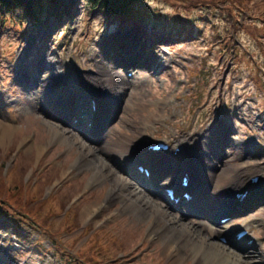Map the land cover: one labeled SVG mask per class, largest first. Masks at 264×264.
Masks as SVG:
<instances>
[{"label": "rangeland", "instance_id": "1", "mask_svg": "<svg viewBox=\"0 0 264 264\" xmlns=\"http://www.w3.org/2000/svg\"><path fill=\"white\" fill-rule=\"evenodd\" d=\"M76 1L74 16L67 26L66 23L54 20L46 26L31 25L25 32L16 33L18 26L14 24V27L5 25L3 31H0V64L3 66L0 72V95L4 94L8 100L14 99L8 106L0 105V118L16 125V132L10 137L3 141L0 136V202L8 205L7 209L0 210V242L9 237V244L4 243V246L13 245L16 243L15 238H19L18 244L22 246L20 252L13 250L11 253L14 257L17 252L15 264H25L28 259L30 264H70L75 259L81 263L83 258L87 264H178L165 252L163 242L147 238L145 232L152 219L141 222L135 213H118L121 201L108 209L103 208L95 219L89 222L83 220L85 207L93 203L103 204L110 192L111 183L108 181L90 185L93 169L86 171L72 166L80 145H72L73 138L70 141L58 136L56 129L44 121L48 118L47 113L33 100V91L38 90V85L35 86L32 79L28 86L20 84L15 72L27 64L36 70L40 58L38 52L47 50L49 57L61 66L60 70L72 69V74L65 75L80 84L81 75L90 77L97 72L92 58L97 49L101 50L98 47L100 36L106 31L115 33L121 28V23H126L123 32L130 31L135 23L142 27V35L148 37L147 43H156L154 47L165 61V70L155 73L153 81L146 80L147 85L133 89L127 86L119 107L120 113L112 120V124L117 127L116 131L130 136H137L138 131H141L149 142L165 139L171 141L173 147L182 146L181 141L191 138L197 142L198 148L202 142L196 138L200 133L209 136L214 116L222 109L231 111L237 105L238 97L228 87L232 83L233 92H240L247 102L242 107L241 104L237 106L243 108L239 111L244 114L239 117L244 119H239V125L230 132L228 139H232L231 147L225 155V161L230 158L235 160L226 166L230 165L231 169L237 167L238 171L233 174L238 178L245 175L243 170L256 169L262 173L258 165L264 166V37L263 42H258L256 36L262 33L253 32L251 25L264 24L262 18L257 19L260 10L254 9V14H248L250 24L231 35L232 39L237 34L244 47L253 53L254 62L245 55V62L251 69L246 63H239L235 59L234 51L230 54V50L220 49L216 43L221 42L220 36H228L227 28L232 20L231 16H224L228 21L227 26L224 19L218 16L220 7L216 3H222L219 0H146L143 5L130 11L132 16L116 18L105 30H100L98 25L107 15L99 11L90 13L89 3ZM174 2L179 5L172 6ZM189 14L198 15L193 20L195 26L191 33L181 35V25L175 16ZM196 25L203 26V29L198 31ZM28 43L31 44V50L26 49ZM242 52L241 48L239 53ZM132 69L141 71L143 67ZM228 69L223 93L222 81ZM256 73L260 76L261 85L254 80ZM40 74L45 77L47 72L41 71ZM185 78L188 84L185 82L179 86L178 82ZM143 88L142 92L140 89ZM141 96L152 98V105L136 104L141 102ZM162 99L168 102L165 107L159 103ZM54 120L58 122V119ZM79 137L83 138L81 133ZM25 138H28L32 149L22 146ZM237 138L249 143L243 144L247 152L239 149ZM142 143L137 140V144ZM41 146L46 149L40 153L38 147ZM259 147H262L259 154L251 151ZM17 162L18 166L14 169ZM22 165L28 169L19 183L16 175ZM63 197L68 203L62 208L59 199ZM255 204L254 209L243 216L253 215L256 218L249 229L251 237L256 239L257 247L263 249L264 199ZM22 211L32 220L25 222V216L19 215ZM111 214L113 216L104 222ZM35 221L45 223L46 229L36 227L33 223L39 224ZM241 224L239 222L235 226ZM73 228L76 231L72 232ZM105 229L111 235H116L115 238L108 237ZM49 230L54 231L52 238L47 232ZM39 241L43 244H39ZM54 242L61 247H56ZM28 244L32 247L27 248ZM249 249L255 250L254 247ZM77 250H83V254L76 253ZM0 261L3 264L7 261L4 254L0 253ZM257 262L261 264L259 260Z\"/></svg>", "mask_w": 264, "mask_h": 264}, {"label": "bare ground", "instance_id": "2", "mask_svg": "<svg viewBox=\"0 0 264 264\" xmlns=\"http://www.w3.org/2000/svg\"><path fill=\"white\" fill-rule=\"evenodd\" d=\"M26 49L31 50L30 43ZM127 50L128 48H125L121 53L124 54ZM38 55L40 58L36 64L37 77L32 81L39 89L38 92L33 91V94L36 103L48 115L44 121L56 129L58 136L70 141L73 138L71 144L80 145L77 149L78 156L72 166L86 171L93 169L90 185L98 182L104 184L108 181L111 183L110 192L103 204L93 203L85 207L83 211L85 222L95 219L102 213L103 208L108 209L121 201L118 213H135L141 222L152 219L145 232L147 238L163 242L165 252L178 264L187 262L192 264L193 261V264H253L255 262L258 264V260L264 264V248L259 249L254 244L255 250L250 251L248 250L250 246L245 241L238 242L234 239L235 234L241 231L234 229V224L242 220L246 227L251 226L253 217L238 216L225 223L220 220L225 216L241 215L253 209L255 207L252 206L253 204L264 199V181L259 182L258 186H253L250 182L251 177L257 175L255 171L246 172L250 174L247 180L245 177H235L230 165L226 166L230 162L225 161V155L231 147V140L228 139L230 131L223 132L222 138L217 137V130L211 132L213 137L210 138L205 133L198 134L196 139L202 142L199 149L195 140L187 138L184 141V149L177 154L176 147L169 150L170 152H151L146 147L147 141L143 146L137 147L135 143L143 138L144 134L138 136L121 134L112 124V120L120 113L118 109L127 86L134 87L132 78L142 77L139 80H143V84L145 78L152 80L153 69L157 62L156 52H149L143 57L145 61L142 65L147 67L151 74L143 75L136 72L131 79L124 71L126 65L122 66L118 61L111 59H107V63H104V59L100 58L98 62H103V67L99 74L92 78L83 76V86L68 84L65 73L72 72L71 69L66 71L62 69L59 73L61 66L49 57L47 50L38 52ZM134 59H137V55ZM136 65L138 64H131V66ZM41 71L47 72L45 77H41ZM151 101L152 98L143 97L141 102L136 104H151ZM7 102L4 97L0 98V105ZM159 103L164 107L168 104L166 99H162ZM51 105L53 108L47 111L46 108ZM90 105L95 107V111ZM82 108L85 109L84 118H81ZM224 116L226 120L231 119L230 114ZM74 117L80 118L79 121L85 119L86 123L89 119L95 134L91 138L80 139L79 133L82 131L74 124ZM54 119H58V122L55 123ZM15 132V124L0 118V136L3 141ZM98 136L103 142L97 141ZM22 146L32 149L28 138L23 139ZM42 146L38 147L40 153L46 149ZM141 155H144L143 161H137L136 159ZM140 163L152 169L149 179L136 169ZM261 169L264 171L263 166ZM184 173H189L191 177L190 186L188 188L179 186V189L190 190L194 199L192 202L185 201L186 204L176 205L167 200L161 190L166 186L178 185ZM230 189H235L236 192L232 193ZM246 189L252 190V201L249 202L251 198L248 197L241 203L236 194ZM110 216L112 217L113 214L106 217L104 222H107ZM202 218L209 219L211 224L202 222ZM220 236L226 237L227 242L214 240H218ZM2 263L0 261V264Z\"/></svg>", "mask_w": 264, "mask_h": 264}, {"label": "trees", "instance_id": "3", "mask_svg": "<svg viewBox=\"0 0 264 264\" xmlns=\"http://www.w3.org/2000/svg\"><path fill=\"white\" fill-rule=\"evenodd\" d=\"M57 1H61L57 2ZM96 3L102 2V4L107 7H120V4L123 5L131 0H92ZM57 2L56 4H53ZM63 8V12L68 10L69 4L65 3L64 0H0V17L8 14L19 13L21 17H25L28 19L38 18L41 12L53 13L59 11L60 8ZM51 10V11H50ZM41 18V16L39 17ZM17 166H15L16 168ZM27 172L26 166L19 167V173L16 175L17 182L21 183L20 180L22 176H24ZM54 198V197H53ZM59 203L62 208L66 207L68 203L65 198H60ZM65 209V208H64ZM75 214L76 211L74 212ZM74 214V215H75ZM77 221V219H76ZM54 233V231L52 232Z\"/></svg>", "mask_w": 264, "mask_h": 264}]
</instances>
